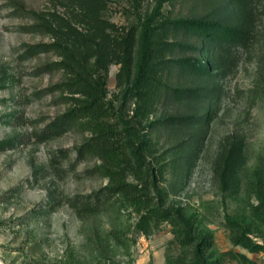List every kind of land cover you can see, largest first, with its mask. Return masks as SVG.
Wrapping results in <instances>:
<instances>
[{
  "label": "rangeland",
  "instance_id": "1",
  "mask_svg": "<svg viewBox=\"0 0 264 264\" xmlns=\"http://www.w3.org/2000/svg\"><path fill=\"white\" fill-rule=\"evenodd\" d=\"M76 1L0 0V262L188 264L193 247L183 246L171 222L153 223L145 233L137 226L138 213L124 203L86 214L78 208L81 197L99 191L108 179L98 170L97 153H79L88 130L73 123L61 133H47L71 106L70 94L57 87L66 72L55 64L56 49L31 50L53 42L48 32L31 28L39 17L68 13ZM156 1L135 6L133 0H107L103 16L130 27ZM245 3L244 9L241 0L164 2L165 14L242 24L250 33L245 45L227 52L215 77L183 76L172 64L162 69L163 81L175 88L203 84L211 95L164 98L151 119L207 114L206 123L144 129L151 143L148 166L159 175L164 208L181 210L196 236L210 238L213 247L205 252L210 264H240L233 253L249 264H264V252L232 242L241 232L264 242V0ZM173 36L171 31L169 40ZM119 67L110 66L107 98L130 117L134 102L118 85ZM128 180L139 182L131 174ZM227 214L241 223L231 228Z\"/></svg>",
  "mask_w": 264,
  "mask_h": 264
},
{
  "label": "trees",
  "instance_id": "2",
  "mask_svg": "<svg viewBox=\"0 0 264 264\" xmlns=\"http://www.w3.org/2000/svg\"><path fill=\"white\" fill-rule=\"evenodd\" d=\"M165 1L157 0L137 24L124 27L103 16L107 0H77L68 13L48 12L39 17L31 28L48 32L53 42L37 44L31 50L56 49L60 60L55 64L66 72L57 87L70 94L71 106L47 128V133H61L73 123L88 130L90 136L78 147L79 153H97L102 160L98 170L108 179L102 189L81 197L77 202L80 212L95 213L113 202L129 205L139 215L137 226L141 231L149 233L153 223L171 222L183 246L193 247L188 264H210L205 255L213 247L210 238L196 236L193 221L181 210L164 208L166 195L159 188V175L148 166L151 143L144 129L161 124L206 123L207 114L151 119L164 98L205 100L211 95L210 87L203 84L175 88L163 81L162 69L172 64L183 76L215 77L225 65L227 52L233 46L245 45L250 31L242 24L165 14ZM133 2L137 6L140 0ZM241 4L245 9V0ZM171 31L174 36L169 40ZM113 63L120 65L117 81L124 98L134 102L130 117L107 98ZM211 114L210 110L208 115ZM159 173L163 175L165 170ZM130 174L139 182L129 181ZM226 219L231 228L241 223L229 214ZM232 242L252 252H264V242L255 241L245 232L233 234ZM232 255L240 256V264H249L245 256Z\"/></svg>",
  "mask_w": 264,
  "mask_h": 264
},
{
  "label": "bare ground",
  "instance_id": "3",
  "mask_svg": "<svg viewBox=\"0 0 264 264\" xmlns=\"http://www.w3.org/2000/svg\"><path fill=\"white\" fill-rule=\"evenodd\" d=\"M0 264H2V263L0 262Z\"/></svg>",
  "mask_w": 264,
  "mask_h": 264
}]
</instances>
